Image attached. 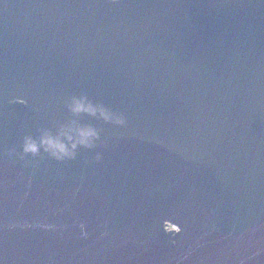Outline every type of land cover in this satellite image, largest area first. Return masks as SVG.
Wrapping results in <instances>:
<instances>
[{
  "label": "water",
  "instance_id": "1",
  "mask_svg": "<svg viewBox=\"0 0 264 264\" xmlns=\"http://www.w3.org/2000/svg\"><path fill=\"white\" fill-rule=\"evenodd\" d=\"M0 264H264V0H0Z\"/></svg>",
  "mask_w": 264,
  "mask_h": 264
},
{
  "label": "clouds",
  "instance_id": "2",
  "mask_svg": "<svg viewBox=\"0 0 264 264\" xmlns=\"http://www.w3.org/2000/svg\"><path fill=\"white\" fill-rule=\"evenodd\" d=\"M72 110L77 113L80 111H87L93 114L97 111V109H94L91 106L85 108L84 105L79 101L75 102ZM100 112L105 120L112 119V116L109 113H106L103 110H100ZM115 122L118 124L124 123L123 119L121 118H116ZM67 138L69 140L70 147L63 144L59 138L54 139L47 134L41 138L39 145L31 138H25L23 143V153L24 155L30 154L35 156L38 154L39 147L43 146L45 147V150L50 151L52 156L57 160L71 159L74 158L77 146L86 148L93 147V141L96 139V132L92 129L81 130L79 132L78 138L75 141H73L72 136H68ZM97 159H99V157H97Z\"/></svg>",
  "mask_w": 264,
  "mask_h": 264
}]
</instances>
